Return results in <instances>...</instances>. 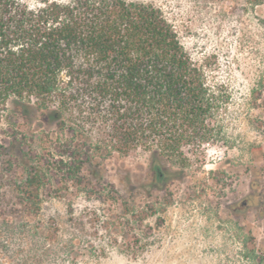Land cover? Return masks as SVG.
Here are the masks:
<instances>
[{
	"label": "trees",
	"instance_id": "trees-1",
	"mask_svg": "<svg viewBox=\"0 0 264 264\" xmlns=\"http://www.w3.org/2000/svg\"><path fill=\"white\" fill-rule=\"evenodd\" d=\"M207 66L151 1L0 0V149L23 167L20 202L39 210L43 189L116 193L105 161L134 152L150 154V194L172 197L163 188L191 161L184 149L224 141L229 94Z\"/></svg>",
	"mask_w": 264,
	"mask_h": 264
},
{
	"label": "rangeland",
	"instance_id": "rangeland-1",
	"mask_svg": "<svg viewBox=\"0 0 264 264\" xmlns=\"http://www.w3.org/2000/svg\"><path fill=\"white\" fill-rule=\"evenodd\" d=\"M147 1L224 83V141L184 149L191 161L164 184L172 197L150 194V154L115 153L103 183L116 193L43 189L37 211L12 189L23 167L0 149V264H256L245 247L264 253V0Z\"/></svg>",
	"mask_w": 264,
	"mask_h": 264
}]
</instances>
